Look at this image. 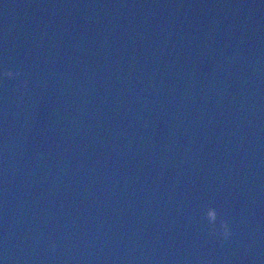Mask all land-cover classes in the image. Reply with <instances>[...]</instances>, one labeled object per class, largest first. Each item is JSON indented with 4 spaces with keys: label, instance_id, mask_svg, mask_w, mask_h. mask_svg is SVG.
<instances>
[{
    "label": "water",
    "instance_id": "1",
    "mask_svg": "<svg viewBox=\"0 0 264 264\" xmlns=\"http://www.w3.org/2000/svg\"><path fill=\"white\" fill-rule=\"evenodd\" d=\"M0 264H264V0H0Z\"/></svg>",
    "mask_w": 264,
    "mask_h": 264
},
{
    "label": "clouds",
    "instance_id": "2",
    "mask_svg": "<svg viewBox=\"0 0 264 264\" xmlns=\"http://www.w3.org/2000/svg\"><path fill=\"white\" fill-rule=\"evenodd\" d=\"M4 75H6L7 77L9 78H15L17 73L14 72V71H7L6 73H4ZM214 218V217H213ZM222 235L225 239H228L231 235H232V232H231V229L229 227L228 224H225L223 226V232H222Z\"/></svg>",
    "mask_w": 264,
    "mask_h": 264
}]
</instances>
